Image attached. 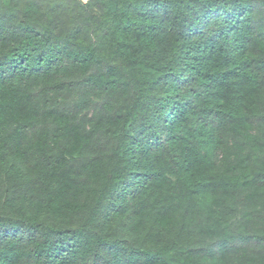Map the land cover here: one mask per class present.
<instances>
[{
    "label": "trees",
    "instance_id": "16d2710c",
    "mask_svg": "<svg viewBox=\"0 0 264 264\" xmlns=\"http://www.w3.org/2000/svg\"><path fill=\"white\" fill-rule=\"evenodd\" d=\"M78 89L93 128L52 96ZM9 165L0 264H264L231 215L264 191V0H0Z\"/></svg>",
    "mask_w": 264,
    "mask_h": 264
},
{
    "label": "rangeland",
    "instance_id": "374dc122",
    "mask_svg": "<svg viewBox=\"0 0 264 264\" xmlns=\"http://www.w3.org/2000/svg\"><path fill=\"white\" fill-rule=\"evenodd\" d=\"M82 1L87 2L88 0ZM28 87L34 91H39L41 89L39 82H30ZM52 96L67 106H78V109L81 111V118L84 126L89 129L93 128L95 124L99 110L96 105L106 99V94L100 90L89 91L84 89H78L73 92L52 93ZM10 167L11 165L0 167V207L3 205L6 198L13 195L15 191L26 189V186L24 185L25 180L14 178L10 175L12 173ZM15 194L14 196H16ZM243 196L244 197L237 202L234 211L231 213L233 216V224L236 227H239L246 218L251 216L252 222H254L253 226H256L257 231L258 228H264V191L258 193L255 199H251V197L248 196V192L244 193ZM252 213L255 214L251 215ZM177 216H180V213H178ZM193 220L196 224L199 222L195 217L189 219L186 226H183L184 228L179 233L178 242L182 246L189 247L203 245V240L196 235ZM179 226L180 222L177 224L173 236H176ZM144 231L142 232V235H144ZM127 233L130 237H136V235L130 230H128ZM138 237L141 238V236Z\"/></svg>",
    "mask_w": 264,
    "mask_h": 264
}]
</instances>
